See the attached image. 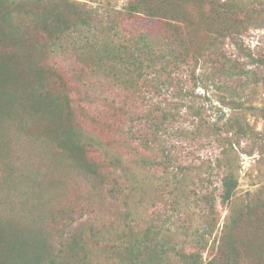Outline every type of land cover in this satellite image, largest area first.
Instances as JSON below:
<instances>
[{
  "label": "trees",
  "instance_id": "obj_1",
  "mask_svg": "<svg viewBox=\"0 0 264 264\" xmlns=\"http://www.w3.org/2000/svg\"><path fill=\"white\" fill-rule=\"evenodd\" d=\"M119 15L106 11L105 19L112 23L105 30L106 35L109 33L116 41L104 40L103 54L95 58L89 55V58L118 81L128 76L131 92L142 84L143 90L136 98L140 99L141 106L147 107L143 117H147L148 132L139 140L144 150L155 152L159 158H147L141 163L144 167L162 168L168 176L165 184L177 188L184 180L185 167L179 165L178 149L168 145L164 136L168 133L169 139L177 141L185 137L186 131L179 128L167 132L166 124L185 123V117H208L205 113L208 109L186 100L187 77L193 82L212 81L222 93L218 117H244L242 113L249 106L241 100L242 86L233 87L229 82L234 77L250 75L247 69L250 63L242 59L245 55L242 38L250 28L264 27V14L251 4L243 5L235 0H127ZM99 17V11L74 0H0V131L5 123L9 127L21 124L22 128L32 123L34 132L31 133L38 132L54 142L55 155L63 171H76L96 187L98 198L109 197L113 203H119L120 199L124 200L122 196L130 195L125 194L119 183L129 172L120 157L107 155V161L103 162L90 156L95 143L82 137L71 121L68 90L60 82V71L49 60L53 52L64 49V43L80 37L87 39L86 34L96 30L93 23ZM125 17L153 22L162 33L154 36L146 29L138 35L126 36L112 28ZM198 37L204 38L206 44L196 48L193 42ZM227 39L239 54L226 53ZM245 57L253 61L250 53ZM108 61L115 63L109 70L105 68ZM197 69L202 71L199 78L195 75ZM253 82L258 81L255 78ZM56 86L60 88L55 89ZM224 108L232 113L227 115ZM25 112L36 116L21 117ZM260 115L264 117V107ZM200 125L195 126L196 132ZM234 126L241 132L237 125L229 123L226 133ZM229 144L232 147L234 143L231 140ZM109 168L120 169V173L114 175ZM237 185L232 172L223 174L220 192L223 203H230ZM172 191L168 194L172 195ZM205 200L212 207V195ZM124 204L125 209L119 206L116 210L120 216L117 219L122 223L130 214L128 205ZM90 208L82 206L73 212H64L60 224L47 223L42 218L23 224L15 219L0 221V264H91L88 244L97 241L100 231L94 232L92 227L76 223L75 219L76 215L82 219L93 213ZM232 210L218 245L212 247L214 255L206 264H246L248 260L252 261L250 264H264V242L258 248H251L239 240L235 229L243 212ZM246 210L248 214H256L254 225L257 230L261 229L264 238V203L250 202ZM51 218L54 220V215ZM136 234L131 235L130 245L124 250L128 253L126 261L122 264H165V247L170 241H159L157 233L149 229L144 231L141 240ZM207 242L203 234H198L191 244L201 251ZM179 258L183 264H203L198 253L181 254Z\"/></svg>",
  "mask_w": 264,
  "mask_h": 264
},
{
  "label": "rangeland",
  "instance_id": "obj_2",
  "mask_svg": "<svg viewBox=\"0 0 264 264\" xmlns=\"http://www.w3.org/2000/svg\"><path fill=\"white\" fill-rule=\"evenodd\" d=\"M74 1L99 11L100 17L93 23L96 30L86 34L87 39L80 37L64 43V49L53 52L49 60L60 71V82L68 90L71 121L82 137L95 143L90 156L103 162L108 156L120 157L129 173L119 183L125 194L129 192L130 195L122 196L124 200L120 199L119 203H113L109 197L98 198L96 187L78 176L76 171H63L55 155L54 142L38 132L31 133L34 132L32 123L23 128L21 124L9 127L5 123L0 131V221L15 219L23 224L42 218L47 223L60 224L64 212L90 206L93 213L82 219L76 215L75 219L76 223L92 227L94 232L100 231L97 241L88 244L91 264H122L126 261L128 253L124 250L130 245L131 235L137 233L136 237L141 240L146 229L156 232L159 241H170L165 247V264H183L179 255L193 253H198L202 263L206 264L214 255L212 247L218 245L223 225L233 209L234 213L243 212L235 235L247 247L258 248L264 242L262 231L254 225L256 214H248L246 209L250 202L264 203V117L260 115V109L264 107V27L250 28L242 38V53H250L253 58L252 61L242 56L243 62L250 63L247 67L250 75L234 77L229 82L233 87L242 86L241 100L249 106L242 113L244 117H218L222 93L212 81L193 82L187 77L189 96L186 100L208 109L205 112L208 117H185V123L166 124L167 132L179 128L186 131L185 137L177 141L169 139L168 133L164 136L168 145L178 149L179 165L185 167L182 185L176 188L165 184L164 179L168 176L162 168L144 167L141 163L147 158H159L155 152L144 150L139 140L148 132L147 117H143L147 107L141 106L140 99L136 98L143 90L142 84L137 89L132 88L131 92L128 76L118 81L89 58V55L95 58L103 54L101 44L112 38L105 31L112 24L105 19L106 11L119 15L127 0ZM235 1L251 4L264 14V0ZM112 28L126 36L138 35L146 29L154 36L162 33L158 25L140 17L120 18ZM205 44L206 40L199 37L193 42L196 48ZM224 50L230 56L239 54L228 39ZM114 65L113 61H108L105 68L109 70ZM201 73L197 69L195 75L199 78ZM255 78L257 83L253 82ZM223 112L228 115L231 111L224 108ZM35 116L26 112L21 115ZM199 123L201 127L196 132L195 126ZM229 123L237 125L241 132L234 126L226 133ZM111 168L112 174L120 173V169ZM227 171L233 173L238 185L230 203H223L220 199L221 177ZM170 191L172 195L168 194ZM210 195L212 207L205 200ZM124 202L130 214L122 223L117 219L120 216L116 210L119 206L124 208ZM198 234H203L204 241H208L201 251L191 244ZM52 239L56 240L54 235ZM251 262L248 260L246 264Z\"/></svg>",
  "mask_w": 264,
  "mask_h": 264
}]
</instances>
